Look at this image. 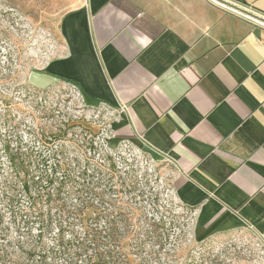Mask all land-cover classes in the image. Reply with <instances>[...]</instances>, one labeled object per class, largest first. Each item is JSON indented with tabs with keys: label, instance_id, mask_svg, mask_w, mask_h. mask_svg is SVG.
<instances>
[{
	"label": "rangeland",
	"instance_id": "374dc122",
	"mask_svg": "<svg viewBox=\"0 0 264 264\" xmlns=\"http://www.w3.org/2000/svg\"><path fill=\"white\" fill-rule=\"evenodd\" d=\"M85 1L0 0V264H264L252 231L198 240L173 161L111 142L120 108L43 78L62 53V18ZM45 170L54 184L23 187Z\"/></svg>",
	"mask_w": 264,
	"mask_h": 264
},
{
	"label": "crops",
	"instance_id": "0c3cea01",
	"mask_svg": "<svg viewBox=\"0 0 264 264\" xmlns=\"http://www.w3.org/2000/svg\"><path fill=\"white\" fill-rule=\"evenodd\" d=\"M258 18L264 0H86L62 18V53L41 72L127 108L111 142H143L173 161L198 240L245 229L264 238Z\"/></svg>",
	"mask_w": 264,
	"mask_h": 264
},
{
	"label": "trees",
	"instance_id": "16d2710c",
	"mask_svg": "<svg viewBox=\"0 0 264 264\" xmlns=\"http://www.w3.org/2000/svg\"><path fill=\"white\" fill-rule=\"evenodd\" d=\"M65 82H69L70 84H75V82H73L72 80L70 79H65L64 80ZM78 87V86H77ZM79 88V87H78ZM80 89V88H79ZM81 91V90H80ZM81 93L84 95V93L81 91ZM11 159H14L13 155L11 157ZM14 161V160H13ZM25 173V172H24ZM26 174V173H25ZM27 178L25 181H23L22 185L25 189H28L30 190V185H41L42 181H46V184L47 185H52L54 184L58 178L55 176V171L51 170H45L44 172H42V174L40 175H37L36 174H32L30 175V173L28 172V174H26ZM45 176V177H44ZM111 189H106V188H103V189H100V192H98V195L101 197H104L105 194L107 192H110ZM83 191H91L93 192V188H88V187H85V188H81L78 190L79 194L82 193ZM60 192H61V186L59 188H57L56 190H53L52 191V194L54 196H60ZM1 258V257H0ZM47 257H44V260L46 259ZM42 259V258H41ZM2 264V263H1Z\"/></svg>",
	"mask_w": 264,
	"mask_h": 264
},
{
	"label": "water",
	"instance_id": "95a60500",
	"mask_svg": "<svg viewBox=\"0 0 264 264\" xmlns=\"http://www.w3.org/2000/svg\"><path fill=\"white\" fill-rule=\"evenodd\" d=\"M225 3H226V2H225ZM230 5H231V4H230ZM232 6L235 7L236 9L242 11V12H245V13H248V14L250 13V12H247V10H244L243 8L238 7V6H236V5H233V4H232ZM249 15H251L252 17H257V16H255V15H253V14H249ZM258 19H259V18H258ZM259 20L264 22V20H261V19H259Z\"/></svg>",
	"mask_w": 264,
	"mask_h": 264
},
{
	"label": "built area",
	"instance_id": "2783aa9c",
	"mask_svg": "<svg viewBox=\"0 0 264 264\" xmlns=\"http://www.w3.org/2000/svg\"><path fill=\"white\" fill-rule=\"evenodd\" d=\"M122 111H125L127 108L125 107V106H122L121 108H120ZM161 153V152H160ZM161 154H164V153H161ZM166 155V154H165Z\"/></svg>",
	"mask_w": 264,
	"mask_h": 264
}]
</instances>
